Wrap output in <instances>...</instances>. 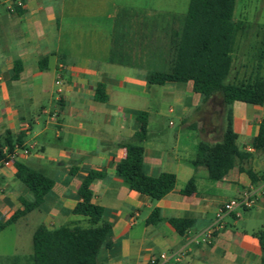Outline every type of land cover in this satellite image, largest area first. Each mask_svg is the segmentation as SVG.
I'll return each mask as SVG.
<instances>
[{
	"label": "crops",
	"instance_id": "1",
	"mask_svg": "<svg viewBox=\"0 0 264 264\" xmlns=\"http://www.w3.org/2000/svg\"><path fill=\"white\" fill-rule=\"evenodd\" d=\"M185 13L118 0H26L25 7L14 12L0 4V136L5 130L21 133L22 146L15 149L28 152L18 161L53 180L43 202L9 225L27 229L30 239L38 227L85 225L87 217L72 209L82 205L77 190L91 170L102 176L90 183V204L103 207L102 222L109 225L111 240L109 248L100 249L99 264H151V259L158 264H262L264 250L253 233L264 229V196L248 218L245 214L251 208L229 212L209 241H194L214 223L225 202L253 185L240 167L264 175V155L249 147L264 116V103H231L236 143L247 158L217 181L207 178L204 167H192L198 141L213 142L211 134L217 132L204 125L201 95L191 81L162 85L147 81L149 71L170 68L173 39ZM246 24L235 39L232 54L237 61L245 59L238 45L253 50L252 38L259 37L258 32L249 33ZM260 43L257 53L264 52V33ZM15 61L20 70L13 79ZM241 69L235 61L232 74L238 71L241 76ZM98 83L106 95L103 102L94 98ZM156 93L168 101L167 113H176L180 129L193 130L185 135L187 143H180V131L172 134V142L165 122L149 115ZM141 110L148 113L144 173L176 176L174 188L158 200L130 189L115 172L125 156L119 143L137 130L135 113ZM191 177L195 191L181 194ZM31 200L29 190L15 178L13 165H0V221L21 209L22 201ZM155 207L161 221L148 224L146 218ZM169 218L193 222L180 235ZM238 221H243L241 229L235 226ZM177 251L178 261L159 259L160 253Z\"/></svg>",
	"mask_w": 264,
	"mask_h": 264
},
{
	"label": "trees",
	"instance_id": "2",
	"mask_svg": "<svg viewBox=\"0 0 264 264\" xmlns=\"http://www.w3.org/2000/svg\"><path fill=\"white\" fill-rule=\"evenodd\" d=\"M235 3L236 0H189L181 27L173 39L174 58L170 68L147 73L150 84L191 81L193 90L201 95L204 103L213 96L221 98L224 105L221 138L213 142L198 141L195 157L191 161L194 169L204 167L207 178L212 181L220 180L239 161L248 157V153L240 150L236 143L237 133L232 125L231 103L241 101L258 106L264 103V52L260 51L257 63L252 65V74L249 73L245 78L239 76L238 71L232 74L236 61L232 52L236 36L242 28V23L233 19ZM14 66L12 78L16 79L20 62L15 61ZM94 98L101 102L106 99L101 83L96 85ZM135 117L138 128L129 140L119 143L125 148V156L116 163L115 172L130 189L152 200H158L174 188L176 176L169 172H161L156 176L144 173L143 142L148 137V113L136 111ZM23 139L21 133L13 135L5 130L0 136V158L6 157L16 146L21 147ZM249 147L264 155V116L258 122L257 134L250 139ZM12 165L15 178L29 190L32 200L22 201L21 209L0 221V231L37 208L53 184L50 177L25 163L16 160ZM240 170L248 175L253 185H257L264 177L251 169L240 167ZM70 173L73 174V170ZM101 176L100 172L88 171L81 178L77 190L82 205L75 206L72 212L86 216L85 225L68 223L51 229L36 228L31 238V253L6 257L11 264L22 261L25 264H99L100 249L111 246L109 225L102 222L103 207L90 204V183ZM195 189V179L191 177L180 189V193L190 195ZM160 221L158 208L155 207L145 222L156 224ZM167 221L180 235L193 222L189 218H169ZM253 235L261 250H264V229ZM261 263L264 264V258Z\"/></svg>",
	"mask_w": 264,
	"mask_h": 264
},
{
	"label": "rangeland",
	"instance_id": "3",
	"mask_svg": "<svg viewBox=\"0 0 264 264\" xmlns=\"http://www.w3.org/2000/svg\"><path fill=\"white\" fill-rule=\"evenodd\" d=\"M120 3L131 4V3H140L145 5L146 7H170L175 10H180L181 12L186 11V7L188 4V0H118ZM234 20L242 23L241 33H244L245 29V21L247 22L248 32H258L259 37L257 38L258 44H256L255 38H252L253 50H249L248 46H243V43H240L239 46V55L244 50L243 56L245 59L236 60V64L239 63L242 67L241 76L245 78L249 73L250 66L257 63V53L256 50L260 49L262 46L260 43V39L262 38V34L264 33V0H236L235 8H234ZM249 26V27H248ZM244 35V34H243ZM255 42V43H254ZM247 51V52H246ZM153 87H159L158 85H154ZM160 96L156 93L154 98L149 102V115L152 117H159L162 121L165 122L164 127L167 131L168 138L172 140V134L176 133V131H180V143H187L188 138L185 135L188 133H193L192 129L189 128H181L180 119L177 117L176 113L168 114L167 108L170 104L168 101L159 98ZM204 115V122L207 126V129H216L217 132L215 134H211L212 137L210 141L218 140L222 134L223 128V116H224V105L221 101V98L217 96L211 97L209 102H206L202 106V112ZM192 113L189 112L187 116L190 118ZM171 120L173 125L168 126V121ZM214 125V126H212ZM158 127V125H156ZM215 127V128H214ZM226 196H231L229 193ZM249 210V209H248ZM256 209L253 207L245 214V218H248L250 214L255 212ZM244 218V219H245ZM242 222L238 221L236 223V228H242ZM249 228V227H247ZM264 228V227H263ZM27 229L22 228L19 224H13L6 226L2 231H0V264H11L8 260V256H24L28 255V252H31V239L28 237ZM18 264H25L24 261L19 262Z\"/></svg>",
	"mask_w": 264,
	"mask_h": 264
},
{
	"label": "built area",
	"instance_id": "4",
	"mask_svg": "<svg viewBox=\"0 0 264 264\" xmlns=\"http://www.w3.org/2000/svg\"><path fill=\"white\" fill-rule=\"evenodd\" d=\"M26 0H0V4H3L8 12H14L17 9H23L25 7ZM6 148H3L5 152ZM26 149H14L11 153H7L6 157L0 158V165H10L13 161L19 160L22 154H26ZM264 176V175H263ZM264 196V177L257 185H250L248 189H244L238 196L229 199L216 213V219L213 224L205 229V231L198 236H195L194 241L207 242L213 237V233L220 228V222L223 215L235 211L246 210L255 206L258 200ZM180 252L171 254L160 253L159 259L161 261H178ZM151 264H158L155 259L150 260Z\"/></svg>",
	"mask_w": 264,
	"mask_h": 264
}]
</instances>
